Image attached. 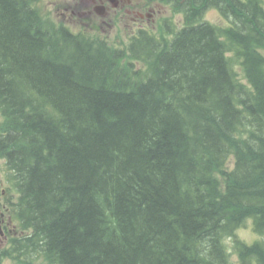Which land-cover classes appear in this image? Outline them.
I'll return each mask as SVG.
<instances>
[{"label": "trees", "instance_id": "16d2710c", "mask_svg": "<svg viewBox=\"0 0 264 264\" xmlns=\"http://www.w3.org/2000/svg\"><path fill=\"white\" fill-rule=\"evenodd\" d=\"M198 1L176 31L118 47L34 0H0V160L25 251L50 264H264L263 0H221L226 28ZM246 226L251 244L237 237Z\"/></svg>", "mask_w": 264, "mask_h": 264}, {"label": "flooded vegetation", "instance_id": "af4514ba", "mask_svg": "<svg viewBox=\"0 0 264 264\" xmlns=\"http://www.w3.org/2000/svg\"><path fill=\"white\" fill-rule=\"evenodd\" d=\"M192 1L196 2V0ZM220 1L199 0L198 3L202 5L199 9H202L204 3ZM229 1L227 0L228 5H230ZM190 2L191 0H47V3L52 5V9L55 10V14L61 15V18H58L65 25H74L78 20L84 26L98 25L99 29H103L102 25L115 28L119 26V22L125 21L133 31L143 30L151 25H157L158 28L165 23L167 18H163L169 16V13L172 18H176V16L182 18L179 14L180 10L174 9L175 4L183 5L182 9H185L188 6L187 3ZM210 9L214 8L208 10ZM221 10L224 11L218 6L215 7L217 13ZM64 18H67L69 22H65ZM82 19H87L89 23H82ZM178 25L179 23H176V26ZM11 203L10 193L0 187V264H33L22 258V256H27L24 253L7 251L10 245L9 240L16 233L11 215Z\"/></svg>", "mask_w": 264, "mask_h": 264}, {"label": "rangeland", "instance_id": "374dc122", "mask_svg": "<svg viewBox=\"0 0 264 264\" xmlns=\"http://www.w3.org/2000/svg\"><path fill=\"white\" fill-rule=\"evenodd\" d=\"M36 5H37V9L39 10V12L44 17H46L50 21H52L54 24H55V22L60 20L59 18H61L60 17L61 15L55 14V10L52 9V5L47 3V0H40L38 2L36 1ZM179 6H180V4L176 5V10L178 9ZM262 7L264 9V0L262 3ZM168 15L169 16L163 18V19H165V18H167V19L165 20V23L162 24V26H161L162 28L166 29L167 26H173L176 23H179V25H181V23H182L181 17L176 16V18H172L171 13H169ZM205 18L208 19L210 22L219 20V19L217 20V17L213 12H208L207 14H205ZM82 20L84 21V23H88L87 19H82ZM64 21L69 22L67 18H64ZM68 26H69L68 28L74 33H77L79 30H86V29L79 28V27H82L84 25L80 24L78 21H76V26L75 25H68ZM102 26L105 30H102V29L95 27V29H97V30H86V31L89 34H99L101 36V38L105 39L107 42H109L112 45H116L118 47H125L126 45H128V43H129L128 42V36L130 35L129 33L132 31V29L127 25V23L125 21L119 22V26H117L116 28H111V27L109 28L107 25H102ZM145 28L155 32L157 35L163 34V33H160L161 29H160V27L157 28V25L156 26L151 25V26H148ZM240 79H242V77H240ZM3 122H4L3 118L0 114V129L3 125ZM9 174L10 173L8 172L7 167L4 165L3 160H0V187L2 189H5L6 192L10 193V195L12 197V203H11V209H12L13 205L15 206L17 204L18 192L12 188V185L9 181ZM17 222L19 224H16L17 229H16L15 235L26 236L29 233H31V232L28 233L25 229H23L21 226V223L18 220H17ZM14 237L10 238L9 241L19 243L18 245L21 246L22 248L25 247L22 249V251L26 252V254L31 255L29 258L31 260L30 261L31 263H33V264H50L49 261L46 260L41 254L39 255L36 252H31L30 250L25 251L26 248H29L28 247L29 244H26L24 239L14 238ZM237 237L240 240H243L244 242H247L249 244H250V242L254 241L257 238L254 235V233H252L250 231L248 226L238 230L237 231ZM30 243L34 245V241H31ZM227 245L230 247V242H227ZM13 250H14V248L10 244L9 247L7 248V251L12 252ZM232 261H233V263L237 262V258L234 254L232 256Z\"/></svg>", "mask_w": 264, "mask_h": 264}, {"label": "bare ground", "instance_id": "6f19581e", "mask_svg": "<svg viewBox=\"0 0 264 264\" xmlns=\"http://www.w3.org/2000/svg\"><path fill=\"white\" fill-rule=\"evenodd\" d=\"M22 253H24V254H26V252H23V251H21ZM27 256H30V255H28V254H26Z\"/></svg>", "mask_w": 264, "mask_h": 264}]
</instances>
